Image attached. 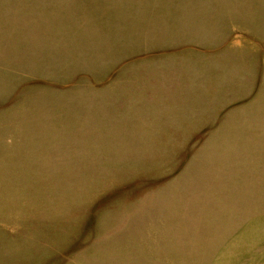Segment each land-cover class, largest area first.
<instances>
[{
	"label": "rangeland",
	"instance_id": "rangeland-1",
	"mask_svg": "<svg viewBox=\"0 0 264 264\" xmlns=\"http://www.w3.org/2000/svg\"><path fill=\"white\" fill-rule=\"evenodd\" d=\"M0 264H264V0H0Z\"/></svg>",
	"mask_w": 264,
	"mask_h": 264
}]
</instances>
